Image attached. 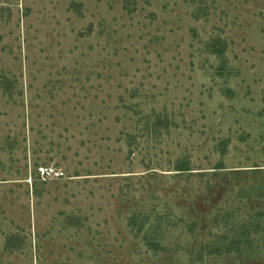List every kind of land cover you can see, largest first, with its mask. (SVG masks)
Masks as SVG:
<instances>
[{
    "label": "rangeland",
    "instance_id": "obj_1",
    "mask_svg": "<svg viewBox=\"0 0 264 264\" xmlns=\"http://www.w3.org/2000/svg\"><path fill=\"white\" fill-rule=\"evenodd\" d=\"M0 264H264V0H0Z\"/></svg>",
    "mask_w": 264,
    "mask_h": 264
},
{
    "label": "trees",
    "instance_id": "obj_2",
    "mask_svg": "<svg viewBox=\"0 0 264 264\" xmlns=\"http://www.w3.org/2000/svg\"><path fill=\"white\" fill-rule=\"evenodd\" d=\"M176 170L179 171V172H185V171H189L190 169L188 167H186V166L179 165ZM148 220H149V218L143 219V218H139L137 215H134V216H132L130 218V225L132 226V229L134 230V233L137 236H139L142 232L145 231L144 232V237H146L147 240L148 239L151 240L152 243L153 242L154 243H159L158 242V238H156L158 233L155 234L153 229H152V228H154L152 226L154 223L151 224L150 228H148V229L146 228V226L148 224ZM161 220H163L162 216H158L156 222L159 223ZM156 228H154V230L156 232H159L158 228L157 229ZM240 230H242V229H240ZM244 237H246V238L249 237L248 232L247 233L242 232L241 234L234 235V238L232 239L229 247H227L228 249H226V252H231L232 247H234L236 245H239V247H240L244 243V241H243ZM225 246H227V241L223 242V241L219 240V245H218L219 251H221L222 248L225 247Z\"/></svg>",
    "mask_w": 264,
    "mask_h": 264
},
{
    "label": "built area",
    "instance_id": "obj_3",
    "mask_svg": "<svg viewBox=\"0 0 264 264\" xmlns=\"http://www.w3.org/2000/svg\"><path fill=\"white\" fill-rule=\"evenodd\" d=\"M39 173L45 180L60 179L64 176V172L56 167H40Z\"/></svg>",
    "mask_w": 264,
    "mask_h": 264
}]
</instances>
